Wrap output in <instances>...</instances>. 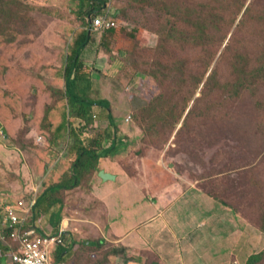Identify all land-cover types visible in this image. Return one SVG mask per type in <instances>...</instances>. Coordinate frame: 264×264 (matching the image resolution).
I'll return each mask as SVG.
<instances>
[{"label": "rangeland", "instance_id": "374dc122", "mask_svg": "<svg viewBox=\"0 0 264 264\" xmlns=\"http://www.w3.org/2000/svg\"><path fill=\"white\" fill-rule=\"evenodd\" d=\"M18 1L23 5L15 8L19 14L17 25H14L17 30L12 31L14 41L8 48L0 47L1 213L5 205L17 206L21 201L29 205L37 201L42 180L33 176L16 149L9 148L8 137L12 134L26 141L33 137L40 149L46 147L47 140L32 126H39L46 106L53 101L44 93L42 85L36 83L40 80L44 84L59 86L64 82L72 49L88 30L90 42L80 61L92 74V96L108 99L111 103L110 112L118 129L116 139L119 143L114 157L101 162L99 173L89 177L81 189L59 197L63 205L57 204L55 210L63 207L60 230L69 235L68 246L86 242L88 233L87 241L104 239L100 259L108 258L110 264H116L113 248L118 246H113L111 221L115 217L123 221L125 217L127 233L137 226H144L146 212L139 193L143 194L142 190L149 187L151 206L157 202V191L171 190L192 199L188 201L190 205L205 194L216 207L227 212L219 215L225 221L223 225L218 222L216 233L209 235L210 217L203 219L202 211L200 231L193 228L185 237L194 243L190 262L201 252L199 249L207 248L203 244L209 241H213L210 242L213 254H219L220 249L224 252L227 248L220 242L237 245L236 242L243 237L246 246L242 264H247L249 255L264 252V81L256 85L253 93L236 89V80L231 77L233 69L229 60L224 59L225 54L228 56L226 49L230 44L238 48L237 51L258 59L264 47V0H247L242 9L236 3L231 6L228 16H231L232 24L227 28L224 26L217 34L219 41L213 50L216 56L210 67L205 69L204 63L196 64L197 60L205 59V48L187 49L175 58L187 59L188 54L191 60H195L190 65L191 70L180 76V72L174 69L165 73V79L161 78L163 72L157 69L162 58L160 52L148 50L159 48L161 40L157 21L161 13L153 12V8L138 6L130 0H111L108 8L98 16H111L116 20L119 34L117 31L116 35L105 39L107 30L87 27L88 17L81 10V0ZM160 1L154 0V3L157 5ZM209 2L174 0L176 9L171 5L174 11L164 9L163 5L161 10L173 21V15L180 7L185 13L194 4L195 13H207ZM248 7L251 12L245 15ZM218 11L220 13L222 7ZM223 11L226 14L225 8ZM227 17L223 20H228ZM157 26L158 32L155 30ZM124 28L127 29L122 30ZM126 48L123 57L122 50ZM214 71L218 77L211 84L208 80ZM154 73L161 80L155 78L149 83L150 74ZM199 75L202 80L198 82ZM133 95L140 99L137 104L132 100ZM187 101L184 111L183 105ZM95 124L99 130L109 127L105 109L103 112L96 110ZM85 140L89 142L90 136ZM115 172L132 179H123L115 187ZM104 183L110 188L106 194L99 189ZM195 212H199L198 208L191 213V218L188 211L184 212V219L197 226ZM151 216L149 211L148 217ZM211 216L219 217L214 212ZM49 224L47 214L41 226L50 229ZM146 230L144 227L141 232ZM181 233L185 235L184 231ZM80 245H74V251ZM57 250L50 252L51 264H58ZM123 251L126 256V250ZM72 252L66 254L63 264L73 261ZM129 253L132 255L129 259L141 257L134 251ZM194 261L198 263L192 264H205L206 259L203 256Z\"/></svg>", "mask_w": 264, "mask_h": 264}, {"label": "trees", "instance_id": "16d2710c", "mask_svg": "<svg viewBox=\"0 0 264 264\" xmlns=\"http://www.w3.org/2000/svg\"><path fill=\"white\" fill-rule=\"evenodd\" d=\"M110 1L81 0V10L88 17L86 22L87 27H90L91 23L97 17H100L98 15L103 14V11L108 8ZM234 1L210 0L207 13L203 11L195 13L194 4L190 5L185 13L184 9L180 7L179 12L174 13V19L172 21L168 17H165L161 9H163V5L164 9L174 11L171 9L175 7L173 4L174 0H161L157 5L154 3V0H130V3L133 2L138 6L151 7L153 8V12L161 13L159 20L157 17L160 28L159 33H161L159 48L156 50H148L160 52V56H162V58L160 57V64L157 68L163 72L161 75L162 79L167 78L166 72L174 69L180 72V76L186 71L191 70L190 65L195 60H191L188 54L187 59H176L180 57V53L187 49L197 50L205 48V59L197 60L196 64L197 62L204 63L205 69L211 66L216 56L213 50L217 41H219L217 34L223 30L224 26V28H227L232 24L231 16H228L231 8L236 3L242 9V6L247 2V0ZM22 5L23 3L18 0H0L1 48H8L14 41L12 31L17 30L14 28V25H17L15 23L17 15L19 14L15 12V8ZM221 7L222 11L219 13L218 10ZM224 8L226 9V14L223 11ZM249 12H251V8L249 9L248 7L245 15L247 13L249 14ZM226 17L228 20L224 21L223 19ZM109 18L112 22L116 23V20L111 16ZM158 26L155 29L156 32H158ZM116 27L107 29L103 38L107 39L108 37L116 35L118 31ZM126 29L124 28L122 30ZM89 42L90 36L88 30H86L72 49L73 55L71 54L69 58L68 68L64 72V82L61 85L56 86L53 83H45L47 86L46 89L45 84L40 80L36 83L37 85H42L44 93L49 99L51 97L53 101L52 104L46 106L44 117H42L39 126H32L37 129L36 132L39 136L47 140L46 147L40 149L36 144V139L32 136V139L28 141L20 140L12 134L8 137L11 146L9 148L16 149L21 154L22 160H25V164L29 166L33 176L36 179L42 180L36 204L32 209L30 218L24 226L26 230H35L38 237L43 238L48 235L58 236L60 234L64 216L63 207L60 210H55L57 204L63 205L59 197L65 193L81 189L89 177L92 178L96 173H99L101 162L104 159L114 157V152L118 147L117 144L119 141L116 139L118 129H116L113 114L110 112L111 103L108 99H96L92 96V74L86 69V65L80 61ZM105 47H107V44H105ZM237 50L238 48L231 44L228 45L226 49L228 56L225 54L224 59L229 60L233 69L231 77L236 80V89L242 90L243 92L251 91L253 93L257 89L256 85L260 81H264V47L256 60L252 56ZM126 53L127 48L122 50V56L125 57ZM163 58H166V60L162 61ZM147 74L149 76V73ZM155 74H150L149 83L155 80V78L161 80ZM217 77L218 74L214 71V75L212 74L208 81L212 84ZM201 80L202 78L200 77L198 82ZM155 83L158 82L156 81ZM228 87H231V85L228 84ZM236 95L238 96V94ZM132 100L136 104L140 101L135 95L132 96ZM187 103L188 101L186 105H183V110L187 107ZM140 104L145 103L141 102ZM97 109H100L101 112L104 109L107 111L109 127L105 130L96 128L95 115ZM38 116L40 115L38 114ZM29 132L28 130L27 134ZM86 136H90L89 142H86ZM107 144L108 146H106ZM62 152H64L63 156H61ZM47 214L50 216V230L41 226ZM0 219V226H3L4 222L2 219H5L4 211L2 213L0 211ZM7 230L11 231L8 228ZM262 230H264V227H262ZM7 235L6 239H0V264H16L14 261V253L20 252V244L10 238V232H7ZM68 236V234H64L65 244L59 246L55 255L58 259V264H63L66 254L71 250H73L72 254H74V257L70 264L111 263L108 258L104 261L100 259V249L104 246V239L94 242H84L81 245L74 244L75 246L80 245L74 251V245L68 246V239H70ZM125 249L115 247L113 248V254L116 256H125L123 251ZM263 262L264 252L253 254L247 264H262Z\"/></svg>", "mask_w": 264, "mask_h": 264}, {"label": "crops", "instance_id": "0c3cea01", "mask_svg": "<svg viewBox=\"0 0 264 264\" xmlns=\"http://www.w3.org/2000/svg\"><path fill=\"white\" fill-rule=\"evenodd\" d=\"M1 153V151H0ZM116 178L113 186L116 187L117 183H119L121 180L125 179L128 180L131 177H122L121 174H118L115 172ZM132 179V178H131ZM103 182V181H102ZM100 182V183H102ZM128 183V182H127ZM130 183H134L131 181ZM101 187H106L102 188ZM105 183L100 185V190H103L106 194L110 191V188H108ZM97 188V190H99ZM149 187L146 188V191L142 190L143 194L139 193V200L140 203L144 206V212H146L145 219L143 223L145 225L140 227L137 226L132 231L126 232L125 226L127 225V219L125 217L123 218V221L120 219H112V226L110 227V234L114 237L113 246H118V248H126V256H116V264L119 261H122L121 264H176L179 262L180 264L189 263L190 257L192 254V249L194 247V243L191 241L186 240V235L191 231V229L195 228L196 232H199V227H202L200 224V218L202 223V216L201 213L203 211V219L205 216L210 217L209 222V228L210 233H216V225L218 222L223 225L225 222L224 219H222L219 215H224L227 212H223L224 210L222 208L216 207V204H214V201L210 198H208L205 194L198 197L199 200H193L189 204V200L186 197L181 196L178 192L173 193L171 190H166V192L157 191L156 194L158 195L156 198V203L154 205L155 208H153V205L151 206L149 202L150 192ZM106 196V195H105ZM137 200V198H136ZM184 200V201H181ZM1 202V199H0ZM186 202H188L186 204ZM1 204V203H0ZM189 204V207H188ZM141 205V206H142ZM186 205V207H185ZM189 208V209H188ZM195 208H198L199 212L194 213L195 214V221L197 222V226H194L192 222H190L188 219H184L186 215H184V212H189L190 218L192 217V212H194ZM149 211L152 212V216L148 217ZM182 212V214L180 213ZM218 215V218H212V213ZM121 218V217H120ZM119 223V225H118ZM1 224V223H0ZM206 225V224H205ZM146 227L147 230L145 232H141L142 229ZM222 227V226H218ZM47 230H50L49 228H46ZM204 229V228H203ZM158 230L157 233L154 231ZM193 230V231H194ZM182 231L185 232V235H182ZM207 231V230H206ZM87 232V231H86ZM85 232V233H86ZM86 242H88V233L86 234ZM244 238L242 237V240L237 241L236 244H231L229 242V246L227 245V242L224 241L220 242L221 245L224 244L228 249L233 250V252H228L227 248L224 252H220L222 249L219 250V254H213L214 251H212L210 242H207V244H203L204 246H207V248L199 249L201 252L193 257L191 260L192 262L196 258L202 259L204 256V259H206L205 264H242V256L244 257ZM193 243V244H192ZM81 244V243H79ZM217 243H215L216 245ZM212 245V246H215ZM252 245V244H249ZM112 246V244H111ZM193 246V247H192ZM199 246V244L197 245ZM235 247V248H234ZM130 251H134L138 256L140 255L137 260L129 259ZM197 251V250H194ZM143 254H140V253ZM217 252V251H216ZM235 252V253H234ZM243 254V255H242ZM256 254V253H253ZM249 255L247 258V261L249 258L253 255ZM210 255V257L208 256ZM220 255V256H219ZM208 256V257H207ZM219 256V257H218ZM149 259V260H148ZM189 260V261H188ZM190 262V264H192Z\"/></svg>", "mask_w": 264, "mask_h": 264}, {"label": "built area", "instance_id": "2783aa9c", "mask_svg": "<svg viewBox=\"0 0 264 264\" xmlns=\"http://www.w3.org/2000/svg\"><path fill=\"white\" fill-rule=\"evenodd\" d=\"M91 26L96 30H107L117 25L110 18L100 16L92 22ZM35 204L36 200L29 205L21 201L17 206L11 204L4 206L5 219L0 231V239H6L7 232H10V238L20 244V252L14 253L16 264H51L50 252L65 244L64 231H61L58 236L48 235L42 238L37 236L35 230L24 229Z\"/></svg>", "mask_w": 264, "mask_h": 264}, {"label": "clouds", "instance_id": "9594fccd", "mask_svg": "<svg viewBox=\"0 0 264 264\" xmlns=\"http://www.w3.org/2000/svg\"><path fill=\"white\" fill-rule=\"evenodd\" d=\"M109 18V17H108ZM91 25H92V23H91Z\"/></svg>", "mask_w": 264, "mask_h": 264}]
</instances>
